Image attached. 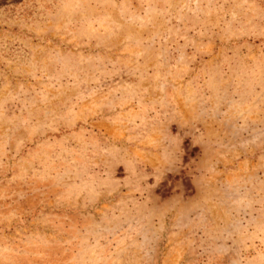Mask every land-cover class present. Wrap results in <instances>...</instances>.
Listing matches in <instances>:
<instances>
[{"label": "rangeland", "instance_id": "374dc122", "mask_svg": "<svg viewBox=\"0 0 264 264\" xmlns=\"http://www.w3.org/2000/svg\"><path fill=\"white\" fill-rule=\"evenodd\" d=\"M0 264H264V0H0Z\"/></svg>", "mask_w": 264, "mask_h": 264}]
</instances>
